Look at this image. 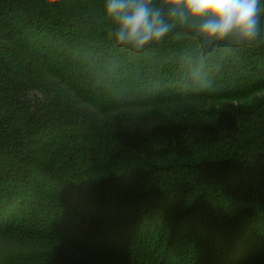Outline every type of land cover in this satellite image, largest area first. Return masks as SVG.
<instances>
[{
  "label": "trees",
  "instance_id": "obj_1",
  "mask_svg": "<svg viewBox=\"0 0 264 264\" xmlns=\"http://www.w3.org/2000/svg\"><path fill=\"white\" fill-rule=\"evenodd\" d=\"M104 4L0 0V264H264V0L139 51Z\"/></svg>",
  "mask_w": 264,
  "mask_h": 264
},
{
  "label": "clouds",
  "instance_id": "obj_2",
  "mask_svg": "<svg viewBox=\"0 0 264 264\" xmlns=\"http://www.w3.org/2000/svg\"><path fill=\"white\" fill-rule=\"evenodd\" d=\"M172 7L169 17H177L182 23L203 20L197 27L202 43L224 40L233 32L243 41L254 42L260 37L257 14L261 0H165ZM105 14L116 22L112 36L118 45L142 50L153 41H160L169 33L172 25L164 18L163 10L154 7L152 0H105ZM208 17V19H204Z\"/></svg>",
  "mask_w": 264,
  "mask_h": 264
}]
</instances>
